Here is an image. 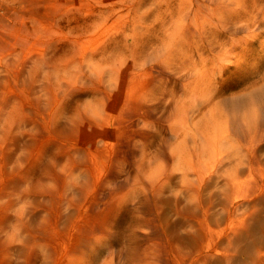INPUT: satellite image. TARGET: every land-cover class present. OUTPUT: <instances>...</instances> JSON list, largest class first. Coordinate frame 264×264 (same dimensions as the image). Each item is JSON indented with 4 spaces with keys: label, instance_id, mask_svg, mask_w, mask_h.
Listing matches in <instances>:
<instances>
[{
    "label": "rangeland",
    "instance_id": "1",
    "mask_svg": "<svg viewBox=\"0 0 264 264\" xmlns=\"http://www.w3.org/2000/svg\"><path fill=\"white\" fill-rule=\"evenodd\" d=\"M180 1L0 0V264H140L132 256L155 246L163 260L144 264H264V0H227L237 30L188 35L170 54ZM141 48L170 58L171 99L195 78L175 83L182 60L205 76L190 123L203 134L173 136L168 99V111L113 129L132 87L112 73ZM109 196L126 200L103 219L112 232L94 247L77 240L79 218Z\"/></svg>",
    "mask_w": 264,
    "mask_h": 264
},
{
    "label": "bare ground",
    "instance_id": "2",
    "mask_svg": "<svg viewBox=\"0 0 264 264\" xmlns=\"http://www.w3.org/2000/svg\"><path fill=\"white\" fill-rule=\"evenodd\" d=\"M181 1L183 3L182 4L183 6L182 7L179 6L181 8L180 11H179V17L177 16L176 19H174V22H173V25H172V31H171L170 34L168 33L169 34V40H168L169 42H167L165 44L166 45L165 47L167 49H169V51L173 49L170 52V54L175 53V50H176V52L179 51V47H178L179 44L180 45H183V38L186 37V36H188V35H191V36L193 35L194 36L195 34L196 35L200 34V35H198L200 37L199 38L200 40H202L201 37L203 38L205 34H207V35L210 34V36L213 35V37H214V32H215V34H217L216 33L217 31H215V30H218L219 28L223 32L229 31V30H232V29L233 30H237L238 29L237 28L238 27V24L237 23L238 22L240 23V21L242 20V18H240L237 22H235L236 20H234L235 24L233 23V25H231L229 23L230 20H232V18H234L232 15H233V12L235 11V9L230 8V6H229V3L230 2L227 3V0H181ZM180 2H179V4H180ZM238 3H239V1H238ZM241 4H242V2H241ZM236 7H237V5H236ZM243 9H245V8H243ZM246 9L248 10V8H246ZM247 10H245V11H247ZM220 12H221V15L222 16L220 15ZM236 12H237V10H236ZM234 15H235V12H234ZM260 15H262V14H260ZM263 17H264V15H263ZM263 17L261 18V16H260L261 19H264ZM189 19L193 20L195 23L194 24H190L189 26H188V24H186L187 26H185V23L186 22L184 23V21L185 20H189ZM258 19H255V20H258ZM172 21H173V19H172ZM247 22H248V20H247ZM263 22H264V20H263ZM191 23H192V21H191ZM206 24L207 25L209 24V26H206ZM243 25H244V23H243ZM243 25H241V26L244 27ZM247 26H249V25H247ZM247 26H246V28H247ZM220 29H219V31H220ZM235 32H237V31H235ZM253 32H254V30H253ZM218 34H219V32H218ZM257 34H262V33H259L258 32ZM221 35L222 34H220V36ZM216 36H219V35H216ZM216 36H215V39H216ZM229 36L230 35H228V38H229ZM213 37H211V38H213ZM205 38H206V36H205ZM230 39H228L227 41L229 42ZM216 40H218V39H216ZM198 41H196V42H198ZM222 41H220V42L223 43ZM232 42L233 41L231 40V44H232ZM236 42H237V40H236ZM190 43H191V41H190ZM201 44L203 45V43H201ZM201 44H199V45H201ZM205 45H207V44H205ZM205 45H203L204 46L203 48H205ZM215 46H217V45H215ZM229 46H231V45H229ZM148 47H150V46H148ZM212 47H213V44H212ZM218 47H219V45H218ZM212 49H214V48H212ZM218 50H221V49H218ZM222 50H223V48H222ZM153 51L154 50H152V49L150 50L149 48H141L140 50H137L136 52L135 51H131L130 56H132V57L130 58V61L125 62L124 60H120L119 62H116V64H117V71H113V73H115L116 76H114V74L112 73V78L113 79L116 78L117 80L120 79V81H123V84L125 83V85H126L125 88L126 89H127L128 86H131L132 89L130 90L129 95H127V98H125L123 100V102L121 103L122 106L119 109V111L122 110V112L120 111L121 114H123L125 116V117L122 116L124 118V120H118V121L114 122L113 123V126H114L113 129L118 128L119 127V124H123L124 129L126 131L127 130L129 131V127L133 126L134 123H135L133 121L134 117H136V116L146 117L148 115L155 114L157 111L158 112L159 111H168L169 108L172 107V103L171 102L168 103L166 101V99H168V101H173V102L174 101H177V105H174V115L172 116L173 117V121H172V123H169L170 129H171V132H172V135L175 136L177 139H180L181 137H182L181 139H183V137H184V142H185L188 139L187 137L190 134H192V131L197 130V129L198 130L200 129V128H198L197 123H194L193 125H190V123L195 120V119H192L191 118V116H192L191 115V111H193L192 113H194V111H195L193 109V104L195 103V105H196V101L199 98L198 95H202L203 97L205 95H207V92H204V93L201 92L200 93L199 90H198V86H197V85H199V81L201 80V77H203L204 75L203 76H199V75L195 74L194 73V67L192 66L193 68L192 67H189V69H188V66H186L187 65V62H185V61L182 60L181 64L180 63L179 64L180 65L184 64L185 67L182 66L181 68H179L180 71L179 72L177 71L178 73H180V77L178 78V80L175 79V77H174V79L176 80L175 83L178 85V83H180L183 79H187V78L188 79L189 78L192 79L193 77H195V78L191 82H188V81H187L188 83L186 81H185L186 83L184 82V88L186 89V94L185 95H186L187 98H184L183 100H180V99L176 100L177 97L176 98L174 97V98L171 99L170 98L171 96L169 97V95H174V93L177 92V91H175L177 89H175L174 87L173 88L175 90L170 89V86L168 85V79L170 77H169L168 74H163V72H164L163 71V61H166V59H170V58H168V56L167 57H164V56L162 57V55H163L164 52L159 54V53H155ZM205 51L206 50L200 51V52L202 54V52L204 53ZM232 51H234L233 48H232ZM183 53H185V51ZM226 53H230L229 48L228 49L226 48V52H224V54L226 55ZM167 55H168V53H167ZM176 55H177V57H175V60L177 58H180L179 53H177ZM228 56H229V54H228ZM223 57H225V56H223ZM186 58H188V56H186ZM201 58H203V57H201ZM211 58H213V56ZM183 59H185V58H183ZM188 60H190V59H188ZM204 60H206V59H204ZM214 60H215V58H214ZM217 60H219V59H217ZM176 61L178 62V60H176ZM189 62H191V61H189ZM203 64H204V62H203ZM218 65H215V66L218 67ZM225 66H227V65H225ZM199 67H201V65ZM199 67H198V69H200ZM177 68H178V66H176L175 70ZM203 69H205V68H203ZM225 69H227V68H225ZM221 70H223V68H221ZM207 71H208V69L206 71H204V72L202 71V72L205 74V72H207ZM204 78H205V76H204ZM203 81L205 82V80H203ZM202 82H201V84H202ZM142 85L144 87H146V88H148L149 86H151L152 91L150 93H147L146 95L144 93H142L141 95H138L137 94V88L136 87L137 86H141L142 87ZM126 89L124 90L125 91V95L127 93V90ZM202 90H200V91H202ZM173 91H175V92H173ZM212 94H215V93H212ZM182 95H184V93ZM212 96L213 95L207 96V99H210L211 98V100H213L214 97H212ZM239 100H237V101H239ZM205 103H207V102H205ZM198 109H200V108H198ZM239 109H240V107H238V108L233 107L232 110H231V112L233 114L234 113H237V110L239 111ZM172 112H170V114L168 115V118L167 119L172 118V117H170V115H171ZM163 120H164V118H163ZM211 127H212V125H211ZM198 130L193 133L194 136H196L197 132H200V133L202 132L201 129L199 131ZM201 134H203V132ZM215 134L217 135L218 134V131H216ZM183 148L184 147H179V148H177V150L175 152L178 153V154H180V152L182 151L181 154H180V156H181V158L186 159V152L187 151H185V148L184 149ZM203 150L206 151L207 148H204ZM185 166L187 168H193V169H195V165L193 163H190L188 160H187V163H186ZM196 170H198V169H196ZM103 199L102 200H100V199H96L95 200V204L93 203L91 205L92 208L90 209V212L87 215L81 216L79 218L78 224H76V227H75V230H74L75 231V234L77 235V240H79L80 242H82L83 239L84 240L85 239L90 240L91 243H92V245H93V247L95 246V244L97 245V242L100 240V236H103V234H105V233L106 234H109V230L110 229L108 227L110 225L107 226V223L108 222H106V223L104 222L105 221V217L106 218H109V219H112V217H115V214H118L117 212L125 204L124 201H126L125 199L118 198L116 196H109L106 199L105 198H103ZM141 200H143V199H141ZM151 201L152 200L150 198H147L146 200L139 201V205L134 204V210H133V212L140 211V209H141L142 206L148 208L149 206H151L150 204H152ZM103 202L107 204L105 207H102L101 206V203H103ZM140 203H142V205H140ZM103 219H104V221H103ZM117 219H118V217H117ZM117 222H118V220H117ZM118 226H120V225H118ZM131 234H133V233H131ZM111 236H114V233ZM131 239H132V236H131ZM130 242H131L130 244L133 245L134 248L136 246H138V245L134 246V244L132 243L131 240H130ZM131 249L132 248H130V250ZM136 249L138 250V248H135V250ZM141 251H143V252L140 253V255H136L135 254L136 256L135 255L132 256V259L134 257L135 260L134 259L133 260L136 261V262H140V264H144L145 259L147 258V256H151L152 254H153V257H154L155 261H156V259L157 260H160V259L163 260V255H162L161 252H159L160 251V247L159 246H157V247L155 246V249L153 251H150V250L147 251V248L144 249V250H141ZM130 252L132 253V251H130ZM122 253L123 252H121V254ZM107 256H108V254H107ZM113 259H115V258L113 257ZM111 260L112 259H105V260H103V262H101V264H112L111 263L112 262ZM76 261H77L78 264H81V259L80 260L79 259H76ZM122 263H123V261H120L119 263H115V264H122Z\"/></svg>",
    "mask_w": 264,
    "mask_h": 264
}]
</instances>
